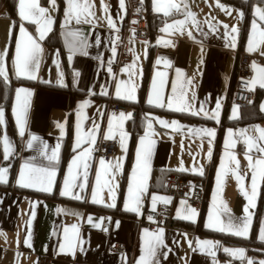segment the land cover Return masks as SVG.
<instances>
[{
	"label": "crops",
	"instance_id": "obj_1",
	"mask_svg": "<svg viewBox=\"0 0 264 264\" xmlns=\"http://www.w3.org/2000/svg\"><path fill=\"white\" fill-rule=\"evenodd\" d=\"M148 1L150 11L156 13L161 21L148 39L129 38L127 46L129 59L119 67L107 66L106 63L116 61L119 57L115 41L126 19V0H123V7L121 0H90L92 11L95 13L88 18L90 22L76 23L73 19L68 24H65L67 0H55V7L52 0H38L39 5L47 9V16L53 20L51 30L45 34L43 40L39 39L37 24L21 19L19 0H16L15 11L18 21L11 49L9 43L14 21L4 9L0 8V53L4 54L2 59L7 71L6 80L12 75L16 76L15 45L20 37L21 24L37 40L42 49L38 54L39 68L35 71L36 79H32L35 82L15 84L10 108L12 122L2 109L4 112V123L1 124L3 157L0 161V169H7L6 181L13 167V185L25 190L0 187V264H36L40 255L51 257V264H137L144 255L146 241L151 239V234H159L161 229L163 244L157 247L156 254L152 258L153 264H249V260L252 264H260V261H264V254L259 252L264 251V246L237 242L232 239L235 235L231 233L206 227L209 211L213 206L214 193L217 204L220 201L226 202L235 224L240 225L246 215L244 208L248 200L240 191L236 176L231 171L236 168V164L225 155V152L234 154L239 161V172L243 177L241 183L249 194L252 170L248 167L246 153L252 156L253 161L264 155L257 148L248 152L245 144V137L259 136L256 131L257 126L264 128V110L261 107L264 105V88L259 83H250L252 101L243 107L235 104L232 99L239 74L238 60L241 53L250 56L248 75L250 82L257 77L253 63L259 68H264V55H261V52H264V44H261L256 51L247 50L253 20L256 21L258 28L254 39L259 40V30H264V21L259 20L255 15V9L257 7L264 9V4L253 5V16L247 24L244 41L240 45L242 12L230 3L223 0H176L180 4L179 11L173 10L170 15L165 16L163 12L154 10V0ZM218 3L224 8L218 7ZM186 11L195 13L198 25H193L189 19L183 31H161L165 24L184 20ZM109 19L114 27L109 24ZM232 28L238 31L232 32ZM77 30L79 36L74 42V38L68 33ZM233 38H235L234 46ZM46 39L50 41L47 42ZM165 41L170 43L166 44ZM149 57L150 63L147 67ZM66 68L70 78L65 77ZM145 72H147L144 93L146 104L161 107L157 103L149 104L148 99L152 95L155 100L154 79L157 88L161 87L163 80V107L170 109L167 100L172 97L173 108L170 110H175L186 96L191 108L184 112L199 119L162 111H146L148 117L131 145L128 120L132 118L134 109L123 103L122 100L127 99L122 97L132 92L136 99ZM157 73L164 75L161 77ZM69 81L77 89L84 91L85 95L78 98L71 106L72 151L62 165V150L69 129V96L65 91L47 88L39 85L38 82L67 84ZM174 84L175 93L172 91ZM117 85H120V97L116 95ZM20 88L27 89L31 93L27 98L28 108L23 135L13 111L19 110L16 91ZM23 99L22 93L21 102ZM85 100L90 103L81 108L80 105ZM113 101L125 104V109L109 110L107 104ZM217 103L220 104L218 119H213V114L217 112ZM201 108L203 111H200ZM234 108L235 118H233ZM194 112L199 114H193ZM121 113L129 117L123 121L122 128L119 122ZM238 118L241 120L229 122V119ZM110 120L112 133L109 137ZM161 120L169 122V126L161 124ZM172 121L179 122L180 127L171 126ZM149 123L152 125L151 129L148 127ZM200 129L214 130L215 135L209 137L202 131H196ZM229 129L234 133L231 139L235 147L226 149L225 140L228 138ZM241 129L247 130L244 135L240 134ZM89 132L95 136L94 144L90 143ZM121 133L126 134L123 146ZM5 135L11 145L7 159L4 155ZM33 136L38 139L32 140ZM78 136L82 140L77 148ZM106 137L118 142L117 153L108 159L97 152L100 139ZM142 137L145 138L143 145ZM29 141L32 147L28 146ZM149 141L152 143L148 158L147 187L141 194L139 212H134L125 208V203L129 201L128 187L133 168L136 166L137 150H140L143 158L145 149L149 147ZM257 143L264 147V141L257 140ZM57 146L59 147L56 159L49 160L48 157L52 156ZM86 148L92 149L91 154L80 162L79 168L74 169L78 177L73 193L79 195L80 199L77 200L74 196H62L68 166L73 157ZM209 149H211V157L208 155ZM42 152L46 155H42ZM213 159V163L210 164ZM222 159L224 169H221ZM101 160L104 161L103 168ZM118 162L120 168L117 169L115 166ZM26 163L56 173L51 192L42 191L39 187H24L18 182L20 172ZM85 163L88 165L86 178ZM61 167L62 171H60ZM225 170H228L227 175H224ZM167 171L195 173L207 178V183L203 180L205 182L203 203L198 208L182 197H176L170 226L155 228L140 226L138 220L143 216L144 210L164 202L157 200L154 206L153 196L165 197L169 200L163 186ZM98 172L99 185H97ZM218 172L221 173L219 190ZM105 180L112 187L114 200L109 187L105 186ZM80 184L84 185L82 189L78 186ZM258 185L254 207L249 208L252 214L249 234L246 238H240L248 239L253 235L258 243L264 244V241L259 239L260 227L264 223V181L258 180ZM94 189H97V199H102L103 203L93 202ZM113 203L116 207L114 210L94 206L95 204L108 206ZM190 208H194L197 213L193 220L183 218L190 214L188 211ZM222 219L227 223L226 216H222ZM198 220L199 231L191 227ZM73 225L76 226L75 233L72 231ZM65 229H68L67 237H70L75 244L71 250L68 247ZM203 241H212L215 246L211 249L204 248ZM115 243H122L124 250L113 249ZM225 248L244 249V256L243 258L233 256L225 252Z\"/></svg>",
	"mask_w": 264,
	"mask_h": 264
},
{
	"label": "snow or ice",
	"instance_id": "obj_2",
	"mask_svg": "<svg viewBox=\"0 0 264 264\" xmlns=\"http://www.w3.org/2000/svg\"><path fill=\"white\" fill-rule=\"evenodd\" d=\"M53 6L55 7V0H52ZM121 6L123 7V0H121ZM218 7L224 8L223 5L217 4ZM92 4L90 0H67V7L65 9V24L70 23L73 19H75L76 23L83 22H90L89 17L94 16L95 13L92 11ZM185 8H187V5H185ZM180 4L176 2V0H154V10L156 12H163L165 16H168L171 14L173 10L179 11ZM105 11H107V6H105ZM242 15V14H241ZM255 15L259 18V20L264 21V9H261L257 7L255 9ZM19 16L22 20L31 21L35 24H37L39 27L37 28V31L39 32V39L43 40L45 37V34L51 30V25L53 23V20L50 16H47V9L41 7L39 5L38 0H19ZM191 19L193 25H198V21L195 18V13H192L191 11H186L185 19L184 20H177L174 21L172 24H165L164 28L161 29L163 32H169L170 30H178L183 31L184 26L186 25L187 21ZM109 24L113 25V22L111 19H109ZM227 27V26H225ZM257 23L255 20H253L252 23V34L249 36L248 40V48L247 50L249 52L256 51L261 44H264V30H259V40L254 39L256 33H257ZM238 29L232 28V32H237ZM69 36H72L74 38H77L79 36L78 30L75 32H69ZM189 35H191V32H189ZM234 40L233 38V46H234ZM165 43H170L169 41H165ZM71 50V49H70ZM42 51L40 44L37 42L36 39H34L23 27V24L20 26V37L16 41L15 45V59H14V69L15 74L17 77H27L29 79H36L35 71L39 68V59L38 54ZM113 52H115V49H113ZM3 55L0 53V77H4V79H7V71L3 65ZM261 55H264V52H261ZM159 63V61H157ZM131 67V66H129ZM253 68L257 71V77H255L250 83L256 84L259 83V85L264 88V68H259L255 63H253ZM111 69H109L110 71ZM179 75V70H177ZM158 76H163V73H157ZM162 86H163V80H161V87H156L155 79L153 81V93L155 95V100L153 99V96L150 95L148 99V103H157L159 106L163 107L164 104L162 102ZM173 93L176 92V86L173 85L172 89ZM24 94V99L21 102V94ZM31 93L27 89H17L16 91V98L17 103L19 106V110L14 109V114L16 115V122L20 126V132L21 135H23L24 132V123H25V117L26 112L28 108V97H30ZM117 97L121 96L120 93V85H117V91H116ZM127 100H134L135 96L132 94V92H129L128 95L122 97ZM90 101L85 100L81 103L80 107H86ZM167 106L171 109L173 108V98L169 97L167 100ZM262 110H264V105L261 106ZM191 105L187 101L186 96L182 98L181 102L176 106V111H188L190 110ZM220 108V104L217 103V112L213 114V119H218V110ZM200 111H203L201 108ZM236 109H233V118H235ZM193 114H199L197 112H194ZM130 115V114H129ZM205 115H208L205 113ZM129 118L124 113H121L119 116V122L120 126L122 128L123 121L125 119ZM4 123V112L2 109H0V124ZM161 124L165 125L166 127L169 126V122L167 121H160ZM171 126L174 127H180L179 122L172 121ZM149 129H151L152 125L149 123L148 125ZM198 132H204L209 137H212L215 135L214 130L211 129H200L196 130ZM246 129H241L240 134L244 135L246 133ZM256 131H258L259 136L256 138L253 137H245V144L247 145V151L251 152L253 148H257L258 151L262 154H264V147L260 146L257 143V140L264 141V128H259L257 126ZM112 133V121H109V137ZM126 134L121 133V140H122V146H123V139ZM147 135V134H146ZM234 133L231 129L228 130V138L225 140V148H234L235 143L232 141ZM88 138L90 140V143H95V136L92 132L88 133ZM108 138V137H106ZM38 139L37 137L33 136L32 140ZM144 137L141 138V144H144ZM82 138L78 136L76 147L78 148L80 146ZM3 142L5 145V159H7L8 154L11 150L10 142L5 135L3 137ZM151 141H149V147L145 149L143 158L141 157V152L138 149L137 150V159H136V166L133 168L132 172V179L129 183L128 187V197L129 201L125 203V208L129 209L134 212H139V204H140V198L141 194L146 190V179L148 174V158L151 154ZM29 147H32L31 141H29L28 144ZM47 147L46 145L44 146ZM53 150L52 156L48 157L49 160L56 159L57 157V151ZM92 149L86 148L83 152L79 153L77 156H74L71 163L68 166V175L65 177L64 180V188L61 192L62 196H74L75 199L79 200V195H74L73 188L77 186L76 181L78 174L74 171V169L79 168L80 162L84 160L86 157H88L91 154ZM42 155H46V153L42 152ZM209 157H211V149H209L208 153ZM226 156H229V158L235 162L236 168L232 169L231 171L236 176L237 182L240 186V191L243 193V195L247 198L248 204L244 208L245 216L243 217L242 223L240 225H237L233 222L234 218L230 214V209L228 208L226 202L220 201L219 204H217L216 199V193L213 194V206L212 209L209 211L208 216V223L206 224V227L212 228L214 230H217L219 232H226L231 233L235 236L239 237H247L250 231L251 223H252V214L249 212L250 207H254V202L257 196L258 191V180L264 181V155L260 156L259 158L255 159L253 161V158L251 155H247V159L249 161L248 167L252 170V177H251V193L249 194L248 191H245L243 184L241 183L243 180V177L240 175L239 172V161L236 159L235 155L229 152H225ZM101 167H104V161L101 160ZM117 169L120 168L119 162L115 166ZM85 178L87 177V163L84 164ZM221 169H224V162L223 159L221 161ZM227 171H224V175H227ZM7 169H0V182H5ZM202 174V172H201ZM56 173L54 171H50L48 169L44 168H38L34 165L25 164L20 172V179L19 183L24 187H39L40 190L45 192H51L52 191V184ZM221 182V173H217V185L219 190V185ZM100 184V173H97V185ZM81 189L84 187L83 184L78 185ZM105 186L109 187V192L112 194L113 200L115 199L114 193L112 192V187L110 186L109 182L105 180ZM157 200H164L165 203L168 202V198L165 197H157L153 196L152 201L153 205L155 206ZM93 202L96 203H103V200L97 199V189L93 190ZM130 202V203H129ZM183 203V202H182ZM130 204L132 205L130 207ZM109 207H114L113 204H109ZM189 215L184 216L183 218L193 220L195 216L197 215L196 210L194 208H190ZM34 215V214H33ZM179 215V212H178ZM222 216L227 217V223H225L224 219H222ZM91 220V218H89ZM151 219V217H149ZM72 231L75 233L76 226H72ZM147 233V229L145 230ZM66 233V239L68 240V247L69 250H71L73 247H75V244L73 240L70 237H67L68 229H65ZM162 234L163 230L161 229L159 234H151V239L146 241V246L144 249V255H142L137 262V264H153L152 258L156 254L157 247L163 244L162 240ZM259 239L261 241H264V223L261 224L260 227V234ZM28 243V241H26ZM218 243V242H216ZM215 246V243L212 241H203L202 247L211 249ZM63 250V246H62ZM225 252H228L229 254L233 256H238L240 258H243L244 256V249H224ZM214 255V253H212ZM249 264H252L251 260H249ZM260 264H264V261H260Z\"/></svg>",
	"mask_w": 264,
	"mask_h": 264
},
{
	"label": "built area",
	"instance_id": "obj_3",
	"mask_svg": "<svg viewBox=\"0 0 264 264\" xmlns=\"http://www.w3.org/2000/svg\"><path fill=\"white\" fill-rule=\"evenodd\" d=\"M126 19L122 30L120 29L115 41V46L119 50V57L116 61L106 63L107 66L119 67L129 59L127 50L129 38L148 39L150 30L147 26V15L144 9L143 0H126ZM250 56L241 53L238 60V77L236 78L233 102L238 106H244L252 101V93L249 81ZM125 104L121 102H110L107 108L111 111L125 109ZM118 142L114 139H100L97 152L106 159L117 153ZM164 193L169 197L167 203L161 202L155 207L146 208L143 216L138 220L140 226L155 228L170 226L173 214V203L176 197H182L189 204L200 208L205 194V182L200 177L184 178L177 173H168L163 180ZM151 217V219H149ZM113 249L123 251L122 243H115ZM36 264H51V257L40 255Z\"/></svg>",
	"mask_w": 264,
	"mask_h": 264
},
{
	"label": "trees",
	"instance_id": "obj_4",
	"mask_svg": "<svg viewBox=\"0 0 264 264\" xmlns=\"http://www.w3.org/2000/svg\"><path fill=\"white\" fill-rule=\"evenodd\" d=\"M223 1L238 7L242 12V19H241V23H240V32H239V43L241 45L242 42L244 41V36H245L247 24H248L249 20L251 19V17L253 16V12H252L253 5L255 3L264 4V0H223ZM15 3H16V0H0V8L4 9V11L9 16H11V18L14 21L13 31H12V35H11L10 43H9V49L12 48L13 39H14V35H15V29H16L17 21H18L17 17H16V11H15V5L16 4ZM144 7H145V13H146L147 18H148V26L150 29V36L149 37H151L154 28H156V26H158L161 19L157 18L156 13L150 11L148 0H144ZM46 41L49 42L50 40L46 39ZM149 56H150V54H149ZM149 63H150V57L147 60V67L149 66ZM65 75H66L65 77L68 78V76H69L68 68L65 69ZM69 78H70V76H69ZM34 82L35 81L32 79H28L25 77H17L15 75H12L9 80H5L3 77H0V109H3L6 112L7 116L9 117L10 122H12L11 121L12 118H11L10 108H11L12 96H13L15 84L16 83L32 84ZM146 83H147V72H145V75L143 76V80L139 86V90H138L136 99H134V100H122L123 103L129 105L130 107H132L134 109V113H133L132 118L130 120H128V128H129V131L131 134V145H132L134 139L136 138V136L138 135V133L140 132L145 120L148 117L146 115V111H149V110L162 111V112H166V113L177 115V116L178 115L183 116L186 118L199 119L198 117H196L190 113L179 112V111L167 109L165 107H155V106H151V105L146 104L144 101V93H145ZM38 84L42 85L44 87L50 88V89L65 91V92H67V94L69 96V98H68V100H69L68 106L70 109V111H69V129H68V132H67V135L65 138V143L63 146V150H62V165H63L64 162L69 157L71 151H72V146H71V139L72 138H71V132H70L71 131V123L70 122L72 119V113L73 112L71 110V106L75 103V101L78 98H82L85 95V92L77 89L73 85V83L70 81L67 84L66 83L65 84H51V83H41V82H38ZM237 120H241V119L240 118L229 119V122H234ZM1 136H2V126L0 124V161L2 160V157H3ZM213 161H214V159L211 160L210 164H212ZM60 171H62V167H61ZM13 172H14V168L12 167L9 178L5 182H0V187L1 188H14L15 187L18 190H25L22 187L13 185ZM169 172L170 171H167L165 176ZM177 173L184 178L200 177L207 183V178L203 177L202 175L195 174V173L180 172V171H178ZM27 192H28V190H27ZM94 206H96L97 208H100V209L103 208L105 210L116 209V207H109V206L98 205V204H95ZM198 224H199V220L196 223H194L193 225H191V227H195L196 230L199 231L200 227ZM232 237H233L232 239L237 241V242H244V243L249 242L252 244L264 246V244L258 243L254 239L253 235L251 236V238H248V239H243V238L235 237V236H232ZM259 252L264 254V251H259Z\"/></svg>",
	"mask_w": 264,
	"mask_h": 264
},
{
	"label": "rangeland",
	"instance_id": "obj_5",
	"mask_svg": "<svg viewBox=\"0 0 264 264\" xmlns=\"http://www.w3.org/2000/svg\"><path fill=\"white\" fill-rule=\"evenodd\" d=\"M5 53H6V51H5Z\"/></svg>",
	"mask_w": 264,
	"mask_h": 264
}]
</instances>
